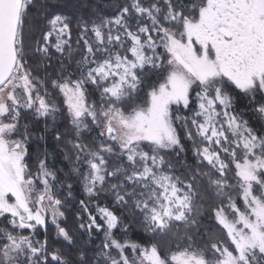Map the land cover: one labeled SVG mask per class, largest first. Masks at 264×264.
Here are the masks:
<instances>
[{
  "label": "snow or ice",
  "instance_id": "6c2138e0",
  "mask_svg": "<svg viewBox=\"0 0 264 264\" xmlns=\"http://www.w3.org/2000/svg\"><path fill=\"white\" fill-rule=\"evenodd\" d=\"M104 2L0 0V264H264V0Z\"/></svg>",
  "mask_w": 264,
  "mask_h": 264
},
{
  "label": "trees",
  "instance_id": "16d2710c",
  "mask_svg": "<svg viewBox=\"0 0 264 264\" xmlns=\"http://www.w3.org/2000/svg\"><path fill=\"white\" fill-rule=\"evenodd\" d=\"M61 2L63 3L64 0H61ZM69 2H70L72 5H75V4H76V0H69ZM97 2H98V0H91V3H92L93 8H95ZM106 4H107V0H105L104 5H102V6H105V7H106ZM68 10L71 11L72 8H69ZM40 127L43 128V125H40ZM48 142H49L50 145L53 143V142L51 141V138H50V137L48 138ZM41 143H43V141H42Z\"/></svg>",
  "mask_w": 264,
  "mask_h": 264
}]
</instances>
